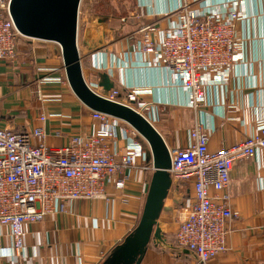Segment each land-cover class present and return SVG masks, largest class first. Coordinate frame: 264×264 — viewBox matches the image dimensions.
<instances>
[{
    "label": "crops",
    "instance_id": "crops-1",
    "mask_svg": "<svg viewBox=\"0 0 264 264\" xmlns=\"http://www.w3.org/2000/svg\"><path fill=\"white\" fill-rule=\"evenodd\" d=\"M179 2L143 3L148 14H167ZM225 4L236 8L241 17L234 22L241 57L223 82L208 88L203 109L189 108L187 90L167 69L155 64L152 56L141 57L132 50L137 35L109 44L91 38L87 44L82 43L88 50L83 59L95 73V85L98 75L104 74L112 83L111 88L120 93L137 91L138 102L146 104L142 114L164 140L168 151L189 144L188 132L196 121L203 123L208 152L239 145L264 126V0H205L202 6L226 11ZM167 21L166 17H157L154 23L164 29ZM16 46L12 62L0 60V129L14 133L39 127L50 147L63 146L72 135L89 133L95 126L90 110L69 88L43 82L55 77V70L63 66L59 46L29 38L19 39ZM78 50L80 53L79 44ZM40 115L46 117L44 122L38 120ZM134 140L141 145L144 142L141 138ZM129 172L123 189L117 190L113 184L105 186L106 199L75 201L65 212L49 213L39 223L26 224L22 238L25 261H105L137 226L144 206L150 174L140 168ZM227 185L224 193L236 216L226 226V251L204 264H264V153L235 161ZM176 187L171 197L164 199L157 218L160 239L150 240L139 264H196L190 251L177 247L174 235L178 222L185 216L184 201H190L193 187L189 182L177 183ZM181 188L185 189V199L179 194ZM210 194L221 195L212 188ZM178 203L180 206L176 207ZM9 246L8 231L0 228V264L6 259L3 254H9Z\"/></svg>",
    "mask_w": 264,
    "mask_h": 264
},
{
    "label": "built area",
    "instance_id": "built-area-1",
    "mask_svg": "<svg viewBox=\"0 0 264 264\" xmlns=\"http://www.w3.org/2000/svg\"><path fill=\"white\" fill-rule=\"evenodd\" d=\"M137 1L139 7L144 6L145 0ZM10 3L0 0V60L7 62L15 59L19 39H26L15 28ZM204 3L180 0L173 11L157 16L168 19L166 28L141 25L132 46L141 57L152 56L155 64L167 69L187 90V106L193 109L206 107L208 88L223 82L241 57L234 31V22L241 19L236 8L226 3L223 11ZM87 85L106 100L131 107L152 125L142 114L146 104L138 102L137 91L121 95L111 88L104 94L95 84ZM90 119L95 126L89 133L72 135L59 147L46 145L39 127L14 133L0 129V228L7 229L10 243L1 264H29L23 256L26 224L39 223L49 213L65 212L75 201L106 199L105 186L123 189L130 170H152L151 160L144 164L146 152L134 140L140 137L130 125L96 111H90ZM38 120L44 122L46 117L40 115ZM188 138L185 148L167 150L171 184L189 182L193 187L174 235L178 248L190 251L196 264H204L226 251V226L236 216L224 193L230 168L241 158L264 153V126L241 144L216 152L207 150L201 121L193 124ZM210 188L220 197L212 196Z\"/></svg>",
    "mask_w": 264,
    "mask_h": 264
},
{
    "label": "water",
    "instance_id": "water-1",
    "mask_svg": "<svg viewBox=\"0 0 264 264\" xmlns=\"http://www.w3.org/2000/svg\"><path fill=\"white\" fill-rule=\"evenodd\" d=\"M81 0H11V14L16 30L26 39L52 42L60 47L64 77L70 91L90 111L113 117L130 125L145 140L152 171L144 206L137 226L101 264H139L150 240L160 239L157 218L170 190V155L164 140L155 129L131 107L108 101L92 92L82 76L77 44L78 8ZM89 32L83 42L87 44ZM96 46V45H94ZM104 94L113 86L104 74L96 84Z\"/></svg>",
    "mask_w": 264,
    "mask_h": 264
},
{
    "label": "rangeland",
    "instance_id": "rangeland-1",
    "mask_svg": "<svg viewBox=\"0 0 264 264\" xmlns=\"http://www.w3.org/2000/svg\"><path fill=\"white\" fill-rule=\"evenodd\" d=\"M147 1L145 0L143 2L146 3ZM158 15V13L148 14L146 5L144 4L143 7H139V2L137 0H81L78 8L77 37L80 46V60L81 62L83 61V65H81V69L83 66L82 76H84L86 83L94 85L96 82L94 71L86 64L87 60L83 59L88 51L85 49L84 44H82L87 32H89L88 39H102L104 43L108 44L124 39L125 36H129L133 39L136 33L135 31L141 27V25L154 23ZM62 67L61 65L58 70H55V77H50V79H56L58 82H48L46 85L69 88L67 82H65L64 70ZM121 95L124 94L121 93ZM142 145L143 151L147 154L148 147L145 140ZM149 160L150 159L146 158L144 164H149ZM152 170H148L150 177L153 173ZM176 185L177 184L172 182L170 193H168L167 196L168 199L171 197L170 194L177 190ZM179 194L181 195V199H185L184 188L179 190ZM184 204H186L185 201ZM179 206L180 204L178 203L176 207Z\"/></svg>",
    "mask_w": 264,
    "mask_h": 264
},
{
    "label": "trees",
    "instance_id": "trees-1",
    "mask_svg": "<svg viewBox=\"0 0 264 264\" xmlns=\"http://www.w3.org/2000/svg\"><path fill=\"white\" fill-rule=\"evenodd\" d=\"M115 247H116V246H115ZM115 247H114V248H115ZM113 251H114V249L112 250V252H113ZM111 254H112V253H111Z\"/></svg>",
    "mask_w": 264,
    "mask_h": 264
},
{
    "label": "bare ground",
    "instance_id": "bare-ground-1",
    "mask_svg": "<svg viewBox=\"0 0 264 264\" xmlns=\"http://www.w3.org/2000/svg\"><path fill=\"white\" fill-rule=\"evenodd\" d=\"M150 124V123H149ZM151 125V124H150ZM152 126V125H151Z\"/></svg>",
    "mask_w": 264,
    "mask_h": 264
}]
</instances>
